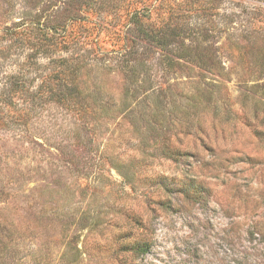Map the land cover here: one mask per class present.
Instances as JSON below:
<instances>
[{
    "label": "rangeland",
    "instance_id": "obj_1",
    "mask_svg": "<svg viewBox=\"0 0 264 264\" xmlns=\"http://www.w3.org/2000/svg\"><path fill=\"white\" fill-rule=\"evenodd\" d=\"M63 1L0 0V264H264V0H177L217 64L152 59L127 82L95 62L105 109L79 131L60 106L30 110L48 58L5 32ZM129 1L96 0L84 43L113 47Z\"/></svg>",
    "mask_w": 264,
    "mask_h": 264
},
{
    "label": "trees",
    "instance_id": "obj_2",
    "mask_svg": "<svg viewBox=\"0 0 264 264\" xmlns=\"http://www.w3.org/2000/svg\"><path fill=\"white\" fill-rule=\"evenodd\" d=\"M95 1L64 0L61 15H47L43 20L37 15L31 21L19 22L6 29L7 35L25 44L33 55L48 58L46 71L36 90L29 92L30 110L34 109L33 106L54 104L71 114L78 131L81 126L89 128L98 108L105 109L93 96L94 92H100L101 86L92 74L99 71L95 62L106 63L109 56H112L117 70L127 82L132 78L135 81L140 74L138 66L143 68L152 59H156L162 71L167 73L190 68L189 64L203 69H211L217 64L213 50L204 45L210 30L187 24L176 6L180 4L177 0H130L122 9V22L113 25L117 28L113 47L104 50L100 46H88L84 43L86 39L91 36L96 39L104 28L101 21L89 18L90 11H95ZM78 11L85 12L86 17ZM24 87L19 85L18 80L14 82L18 91ZM253 87L264 94V82H256ZM128 90L130 88L125 86L124 91ZM103 106H107L106 103ZM18 114L19 118L28 122L26 116ZM87 119L91 121L86 122ZM1 123H5L3 110H0ZM261 133L257 131L258 135ZM178 153L175 146L166 145L165 155ZM148 248V244L144 243L142 251Z\"/></svg>",
    "mask_w": 264,
    "mask_h": 264
}]
</instances>
